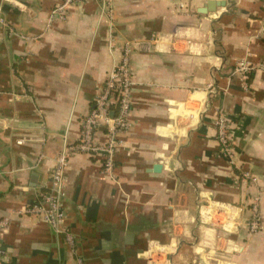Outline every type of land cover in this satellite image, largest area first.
Instances as JSON below:
<instances>
[{
  "label": "crops",
  "instance_id": "obj_1",
  "mask_svg": "<svg viewBox=\"0 0 264 264\" xmlns=\"http://www.w3.org/2000/svg\"><path fill=\"white\" fill-rule=\"evenodd\" d=\"M13 1L0 0L10 28L0 25V221L11 216L0 264H149L153 249L171 264H264V71L248 83L233 74L242 59L264 63V0H223L208 14L199 12L207 0H181L184 10L174 0H114L113 20L102 0L73 5L65 20L52 15L61 0ZM125 43L130 129L114 179L94 158L71 157L60 224L69 243L45 220L17 213L49 193L56 158L78 141ZM220 113L257 182L223 157ZM255 198L259 234L246 226ZM201 204L215 209L204 220ZM223 206L239 210L217 214Z\"/></svg>",
  "mask_w": 264,
  "mask_h": 264
},
{
  "label": "built area",
  "instance_id": "obj_2",
  "mask_svg": "<svg viewBox=\"0 0 264 264\" xmlns=\"http://www.w3.org/2000/svg\"><path fill=\"white\" fill-rule=\"evenodd\" d=\"M13 4V0H7ZM85 0H61L56 8L52 11V15L63 20L73 5L82 3ZM114 0H102L105 11L114 19L113 13ZM177 4L179 8L184 10L185 4L181 0ZM223 1V0H207ZM0 25L9 28L1 17ZM259 37L264 38V16L262 18V26L260 28ZM34 38H27L33 40ZM122 56L115 68L110 72L107 80L100 87L97 99L95 100L92 111L82 120V130L78 141L73 145H66L62 153L56 158V166L52 175V184L49 193L42 195L41 202L34 203L25 209H22L17 215H29L45 220L58 233H65L67 241L73 243V236L62 230L60 224L65 219L66 214L63 208V198L65 197V170L72 156L75 154H84L90 158H94L101 168L113 177L115 168V158L119 149L124 146L121 136L130 129L129 117L132 110V95L135 86L132 56L133 48L130 44L125 43L121 49ZM256 69L264 71V63L255 67L247 58L236 62L233 74L247 80L248 74ZM217 140L221 148V153L227 163L234 169L239 171V177L244 182H257V179L249 171L243 170V164L239 160L237 152V140L234 131L235 126L223 113H220L214 123ZM104 128L107 139L100 141L99 130ZM19 145L23 144L20 140ZM253 215L247 221V229L251 234H259L263 232L262 215L257 198L250 201ZM239 207L223 206L219 207L217 214H231ZM200 217L204 220L211 216L215 209L211 206L207 207L203 204L200 206ZM11 222V216L0 221V239L5 230H7ZM215 225L214 223H211ZM163 251L155 249L149 254V264H171L169 261L163 262ZM78 264H83L78 261Z\"/></svg>",
  "mask_w": 264,
  "mask_h": 264
},
{
  "label": "water",
  "instance_id": "obj_3",
  "mask_svg": "<svg viewBox=\"0 0 264 264\" xmlns=\"http://www.w3.org/2000/svg\"><path fill=\"white\" fill-rule=\"evenodd\" d=\"M225 2H218V1H208L206 5L199 11L201 14H208L215 12L218 8L224 7ZM162 167L160 165H156L153 168L154 173H160ZM36 178V176H35ZM34 186H38V182L34 184Z\"/></svg>",
  "mask_w": 264,
  "mask_h": 264
},
{
  "label": "trees",
  "instance_id": "obj_4",
  "mask_svg": "<svg viewBox=\"0 0 264 264\" xmlns=\"http://www.w3.org/2000/svg\"><path fill=\"white\" fill-rule=\"evenodd\" d=\"M249 74H251V72L249 73ZM250 81V78H247V83ZM41 200H42V198H41ZM41 200H40V202H41Z\"/></svg>",
  "mask_w": 264,
  "mask_h": 264
},
{
  "label": "rangeland",
  "instance_id": "obj_5",
  "mask_svg": "<svg viewBox=\"0 0 264 264\" xmlns=\"http://www.w3.org/2000/svg\"><path fill=\"white\" fill-rule=\"evenodd\" d=\"M67 15H68V13H67ZM67 15H66V17H67ZM66 17L63 19V20H65L66 19ZM2 26V25H1ZM4 27V26H3Z\"/></svg>",
  "mask_w": 264,
  "mask_h": 264
}]
</instances>
